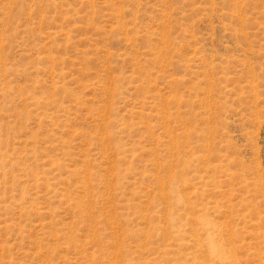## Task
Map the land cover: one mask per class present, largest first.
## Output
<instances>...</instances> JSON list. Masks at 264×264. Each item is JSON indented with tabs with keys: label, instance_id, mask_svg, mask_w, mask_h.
<instances>
[{
	"label": "rangeland",
	"instance_id": "374dc122",
	"mask_svg": "<svg viewBox=\"0 0 264 264\" xmlns=\"http://www.w3.org/2000/svg\"><path fill=\"white\" fill-rule=\"evenodd\" d=\"M0 264H264V0H0Z\"/></svg>",
	"mask_w": 264,
	"mask_h": 264
}]
</instances>
